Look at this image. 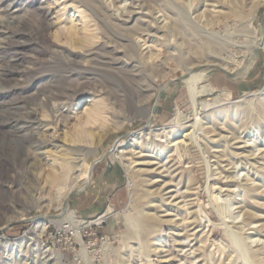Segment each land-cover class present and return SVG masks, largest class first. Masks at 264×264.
<instances>
[{
  "label": "rangeland",
  "instance_id": "374dc122",
  "mask_svg": "<svg viewBox=\"0 0 264 264\" xmlns=\"http://www.w3.org/2000/svg\"><path fill=\"white\" fill-rule=\"evenodd\" d=\"M263 29L264 0H0V264H264ZM253 53L196 117L187 70ZM112 168L121 208L78 213Z\"/></svg>",
  "mask_w": 264,
  "mask_h": 264
},
{
  "label": "crops",
  "instance_id": "0c3cea01",
  "mask_svg": "<svg viewBox=\"0 0 264 264\" xmlns=\"http://www.w3.org/2000/svg\"><path fill=\"white\" fill-rule=\"evenodd\" d=\"M225 80L212 78V82L217 88H224L230 91L241 89L237 86L233 89V83L231 82L229 83L231 86H227V81ZM126 197L127 192L122 181V175L117 169L112 168L107 172H102L96 183L87 188L77 198L75 209L87 218L94 217L103 212L117 213ZM116 220L114 217L109 220L111 226L117 222Z\"/></svg>",
  "mask_w": 264,
  "mask_h": 264
},
{
  "label": "bare ground",
  "instance_id": "6f19581e",
  "mask_svg": "<svg viewBox=\"0 0 264 264\" xmlns=\"http://www.w3.org/2000/svg\"><path fill=\"white\" fill-rule=\"evenodd\" d=\"M263 42L261 43V45H264V29H263ZM222 47V46H220ZM259 47V46H258ZM255 51V50H254ZM251 56V55H250ZM255 62V53L252 54V57L249 61H247L246 64L240 66V68H238V71L236 72H230V71H226V73L228 75H235V76H241V75H246L253 67ZM218 68H222L223 70H225L223 67L217 65L216 63H205V64H201V65H195V67H191L187 70L188 72V77L186 78V82L188 83L190 90H191V96H192V100H193V104L196 110V117L199 116L200 112H203L205 110H207L210 107H214V106H218L223 104L224 102L221 100V98L219 97H215L213 99L208 98L206 101L198 104L196 97L198 96V94H205V96L210 97L214 94V92L212 91V89H210L208 86L203 85V81L208 77V74H210L211 72H213L215 69ZM234 76V77H235ZM199 121V118L196 119L195 124H197V122ZM191 134V133H190ZM249 134V133H248ZM247 134V135H248ZM255 135V134H254ZM187 136V135H186ZM186 136L184 135V138H186ZM242 136V134H241ZM258 136V135H257ZM20 137H17V139H19ZM191 140L194 139V137L192 138V135H190ZM244 138V137H243ZM252 138V137H251ZM21 140V139H19ZM237 140V139H236ZM249 140V139H248ZM256 140V139H255ZM37 143V142H36ZM251 145L248 144V141H241L240 143H238V146L235 148L237 150H240L239 155H242L243 153H246V151L248 150V148H250ZM252 149V148H251ZM259 149V147H258ZM257 150V149H256ZM77 153V152H76ZM114 153V152H113ZM117 158V155H114ZM251 158L255 159L254 154L251 153ZM234 158V157H233ZM247 158H249L248 156H244L245 161L247 160ZM236 159V158H234ZM238 159V158H237ZM250 160V159H249ZM256 161V160H255ZM243 163V162H242ZM231 164V163H230ZM264 165V164H263ZM236 167V166H234ZM233 167V168H234ZM90 174V172L88 173ZM87 177V176H86ZM89 177V175H88ZM87 177V179H88ZM229 181V180H228ZM237 182V181H236ZM235 182V183H236ZM70 183V182H69ZM263 187V186H262ZM246 188V187H245ZM72 189V188H71ZM244 189V188H243ZM80 190V189H79ZM76 191L71 190V193L69 195H73ZM236 193V192H235ZM68 195V196H69ZM242 203V202H241ZM241 205V204H240ZM246 206V205H245ZM65 213L68 212L67 209V205L65 202H63V204L60 206ZM253 217V216H252ZM70 220V219H67ZM70 222V221H69ZM60 223V222H59ZM224 223V222H223ZM245 225V224H244ZM235 224H234V228H235ZM59 227H63V228H69L72 229V226L67 222L65 224H62V226L59 225ZM233 228V227H232ZM239 228V227H238ZM230 230V229H229ZM231 232V231H229ZM234 234V233H233ZM231 235V234H230ZM236 236V235H235ZM232 237L234 238V242L236 243L235 245L237 246V248L240 250V252H242V254L246 255V248L244 247V245L239 241L238 238L234 237V235H232ZM241 240V239H240ZM247 244V243H246ZM250 246V245H249ZM251 249V248H250ZM44 250V249H43ZM263 253V252H262ZM42 254L44 256H47L49 258H52L53 256L56 257L59 261H61V255L60 254H52L46 250H44L42 252ZM41 255V254H40ZM243 255V256H244ZM247 257V255H246ZM251 257V256H249ZM42 259V257H41ZM253 259V258H251ZM264 259V258H263ZM260 261V260H259ZM252 262V261H251ZM255 263V262H254ZM246 264V263H245ZM256 264V263H255Z\"/></svg>",
  "mask_w": 264,
  "mask_h": 264
},
{
  "label": "water",
  "instance_id": "95a60500",
  "mask_svg": "<svg viewBox=\"0 0 264 264\" xmlns=\"http://www.w3.org/2000/svg\"><path fill=\"white\" fill-rule=\"evenodd\" d=\"M218 70H219L221 73H223L227 78L232 79V76L228 75L225 71L220 70V69H218ZM150 124H151V122H150V123H147L145 126H143V127L141 128V130H146L147 127H148ZM76 195H77V194H76ZM76 195H75V196H76ZM25 223H26V221H20V222L15 223L14 225L25 224Z\"/></svg>",
  "mask_w": 264,
  "mask_h": 264
},
{
  "label": "built area",
  "instance_id": "2783aa9c",
  "mask_svg": "<svg viewBox=\"0 0 264 264\" xmlns=\"http://www.w3.org/2000/svg\"><path fill=\"white\" fill-rule=\"evenodd\" d=\"M60 231H63L72 237V229L61 227V229H59V231L56 232L55 236L59 235Z\"/></svg>",
  "mask_w": 264,
  "mask_h": 264
}]
</instances>
